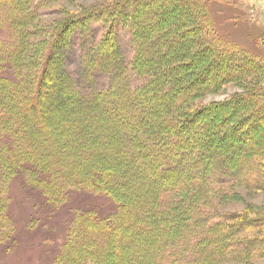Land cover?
<instances>
[{
  "label": "trees",
  "instance_id": "16d2710c",
  "mask_svg": "<svg viewBox=\"0 0 264 264\" xmlns=\"http://www.w3.org/2000/svg\"><path fill=\"white\" fill-rule=\"evenodd\" d=\"M32 1L0 0V253L6 255L17 244L8 190L21 178L32 195L36 191L50 206L43 208L36 201L35 208L43 212L60 210L68 193L78 190L103 195L116 206L106 215L78 209L65 217L64 239L52 264H215L232 253L264 258V214L240 217L237 231L235 224L223 228L219 220L210 223L202 208L194 213L179 203L167 207L173 196L191 198L201 187L241 175L254 189L264 191V86L250 84L247 93L204 107L201 114L209 118L196 125L203 133L196 140L191 127L171 131L158 122L160 115L168 119L176 112L186 97L218 89L236 76L264 73V57L235 41H216L203 1L121 0L114 9L104 7L64 21V31L55 32L56 40L44 49L38 73L25 77L31 61L22 59L23 41L35 30L23 25L42 14L41 4ZM30 4L33 8L25 9ZM119 27L129 34V63L118 41V34L125 32ZM74 41L79 45L75 74H102L111 87L80 92L81 78L75 81L66 63ZM193 43L196 46L189 48ZM173 59L176 63L162 70L164 61ZM184 59L189 60L186 66H197L195 72L209 86L199 89L202 83L197 81L193 87L194 77L180 85L186 71L173 67ZM140 65L143 73L137 70ZM128 73L144 75L148 82L151 75L159 77L157 85H151V79L146 89L157 103L151 110L156 119H144L145 108L137 103L143 100L124 82ZM45 74L50 75L45 79ZM54 78L70 93L61 85L54 89ZM45 80L48 85L39 92ZM114 92L123 98L113 97ZM43 93H51V99L43 101ZM101 102L112 106L105 108ZM231 118L234 122L226 126ZM169 121L173 125V119ZM127 123H132L129 129ZM235 126L246 129V138L237 136ZM142 127L145 134L138 131ZM137 137L144 138L138 142ZM236 137L238 145L220 144ZM133 142V150H127L125 143ZM198 144L207 146L206 161L194 158L205 148L200 151ZM192 173L198 175L196 180ZM255 229L263 230L259 237L253 235ZM237 232H243L242 239Z\"/></svg>",
  "mask_w": 264,
  "mask_h": 264
},
{
  "label": "rangeland",
  "instance_id": "374dc122",
  "mask_svg": "<svg viewBox=\"0 0 264 264\" xmlns=\"http://www.w3.org/2000/svg\"><path fill=\"white\" fill-rule=\"evenodd\" d=\"M120 1L121 0H33L31 2L32 5L37 3L41 4L39 9L42 14L41 16L37 17V19L29 20L23 25L24 28L35 30L34 35L28 36L27 39L23 41V46L26 47V51L24 54H22V59L26 62L31 61V65L25 67V77H32L38 73L41 67L40 64L44 49H46L47 46L52 43V40H56V36H54L55 32L64 31L63 28H60V25H62L64 21L67 23L71 22L73 16H75L73 21L82 19L87 13L104 7H110L114 9L113 6ZM200 1H203V7L206 8H202V10L205 11L207 19L214 25L213 34L216 38V41H235L237 46L240 45L243 48L248 49L251 53L264 57V0ZM31 4L30 6H25V9L33 8ZM93 28L95 31V25ZM119 29L126 32H120L118 34V41L124 53L125 62L129 63L133 55L132 48L129 45V34L126 29H123L122 27H119ZM101 36L102 31H99L97 40L101 38ZM195 46L196 43H193L188 47L193 49ZM150 51L151 50H149V53ZM78 55L79 45L78 42L74 41L73 48L69 53L66 63H68L69 69L74 71L72 73L75 81H77L80 77V84L84 88L91 91L97 90L99 92L107 89L109 86L111 87L112 84L109 83L107 76L102 74L92 73L89 76L80 75L82 74L81 72L75 74L78 65ZM146 58L150 59L149 54L146 56ZM185 58L188 59L189 57L185 56ZM186 59L180 62L179 66L177 65V67H173L176 70H180L181 72L186 71L185 75H187V78H183V80L179 82L180 85L184 86V81L186 79L189 81L192 77H194L195 83L193 84V87H195L197 81L202 83L199 89L209 86V84H203L205 77L200 75L199 72H195V68H197V66H186L189 62V60L185 61ZM175 60L173 59L170 61H164L162 66L165 65V69L162 68V70L165 71L167 66H173L176 63ZM113 65L114 64L111 66ZM137 70L143 73L141 65L137 68ZM168 71L173 72V69H168ZM193 73L196 75L194 76ZM215 73H217V71ZM47 75L50 74H45V79L48 77ZM137 75L139 77H137L135 74L128 73V78H124V82L128 83L131 91L133 89L136 90L137 99L143 100H139L137 103L139 105L141 104L142 107L145 108V113L143 114L144 119L147 121L151 118L156 119L151 110L153 109V105H156L157 103H155V100L153 99L154 97L151 98L148 95V90L146 89H148L147 86L151 82V79L153 80L151 85H157L159 77L157 78V75H155L156 78H154V76L151 75L148 82L147 79H144V75ZM236 77L237 78H234L232 81L224 83L218 89L207 87L208 89H206L204 92L184 98L182 103L178 105V110L176 112H172L170 117L167 116L168 119L162 118L161 115L159 116V125H167L171 131L174 129L183 130L186 127H191L193 129L189 132L191 135L193 133L192 136L196 140L197 134L200 136L203 134L201 132L202 129H200L199 126L196 127V125L202 121L206 122V119L209 118V116L205 117V114H201L204 113L203 110L205 111V109H203L204 107H206L208 104H218L220 102L230 100L243 93H247V87L251 86L250 84H255L257 82V85L260 84L264 86V73L252 78L243 75ZM207 78H210V76H207ZM53 81L54 89L57 87V85H61L64 89L63 91H68V93H70L69 90H67L68 87L63 83L61 84V79L54 78ZM75 83L76 87L80 85L78 82ZM47 85V80H45L43 85L41 84V86H39V92L43 88H46ZM115 87L121 88L123 85L115 84ZM46 94L47 93L42 94V99L43 101L45 100V102L46 100H50L52 97L51 93L48 97ZM119 94L121 93L114 92L112 96L115 98L121 97L120 99H122V95ZM159 96H162L160 92ZM82 102L84 103V101ZM101 103L103 106H105V108L112 106L107 104L108 102ZM114 114L115 112L111 111V120L115 119ZM104 116L106 117V115ZM178 117L181 121L177 120ZM170 119H173V125H170ZM123 122L122 124H124ZM233 122L234 119L231 118L226 126H229L230 123ZM127 124V129H129L132 123ZM234 128L237 130L238 137H243V139L246 138L245 128L238 129L236 126ZM258 129L260 130L261 127ZM230 130H232V127H230ZM138 131L140 134H142V132H146L143 130V127ZM238 137L234 138V140L227 141H222L220 139V144L224 143L225 145L229 143L231 145H238L237 141L240 140ZM142 138L144 137H137V141H141ZM133 145H135L134 142L131 144L125 143L127 150H133ZM184 146L185 145H178V147L182 149ZM195 147H197V149L200 151L205 147L203 151L198 154L197 151H195V154L198 155L194 157L195 160L203 159V161H206V159L203 157V154L205 153L207 146L198 144L195 145ZM194 158L192 157L190 160L194 161ZM211 162H214V160L211 159ZM225 162L231 164L232 160L228 161L226 159ZM171 174L174 175L172 172ZM196 175V173L191 174L193 180L198 178V175ZM239 177L240 178L236 180H229L228 182H221V180L219 182H215L214 184L210 183L207 186L201 187L198 189L196 196L193 197V195H191L193 198H188V195L185 196V194H179L175 197L173 196L170 199L169 205H167V207L179 203L180 207L189 209L193 212L195 208H200V210L202 208V211L206 212L205 215L210 216V223L219 220L222 224L221 227L223 228L227 223L235 224L237 225L238 231L240 217L253 218L264 214V191L254 189L253 183L249 182L242 175ZM23 182L24 181L21 178H16L9 185L8 194L11 200L9 209L11 211L10 219L15 225L14 228L16 229L15 235L17 244L14 248L8 250L9 253L6 255L0 253V264H52L53 258L59 251L60 245L64 239L63 237L67 228V223H65L63 220L65 217L73 216L74 211L78 209H93L94 211H97L96 213L99 215H106L112 211H115L116 208L115 204L103 195H97L87 191L78 192V190L72 191L71 194L68 193L66 198L67 201L60 210H56L52 214L50 213V210L43 212L38 208H35V206H37L36 201H40L39 204L42 203L43 206H40L43 208H50V206L46 205L41 195L34 190L32 192L37 197H33L35 195H32L29 187ZM197 209L194 213H197ZM255 230L256 231L253 230L254 232L252 233L256 237H259L263 232L262 229ZM242 233L243 232H237V237H239V239H242ZM215 264H264V258L247 259L239 255L233 256L232 253L231 255L222 258Z\"/></svg>",
  "mask_w": 264,
  "mask_h": 264
}]
</instances>
